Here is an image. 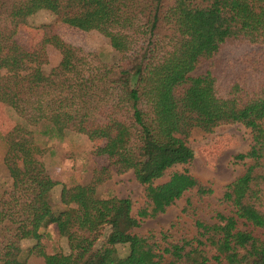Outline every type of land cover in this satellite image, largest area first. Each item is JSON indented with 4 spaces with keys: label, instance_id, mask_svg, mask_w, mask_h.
Listing matches in <instances>:
<instances>
[{
    "label": "trees",
    "instance_id": "16d2710c",
    "mask_svg": "<svg viewBox=\"0 0 264 264\" xmlns=\"http://www.w3.org/2000/svg\"><path fill=\"white\" fill-rule=\"evenodd\" d=\"M39 11L95 33L116 60L103 63L46 29L23 49L15 32ZM50 49L59 59L44 71ZM216 56L227 72L221 90L211 71ZM202 63L204 74L191 76ZM0 104L17 119L1 138L8 187L0 194V264H27L33 255L43 264H264V0H0ZM230 124L248 131L249 144L233 158L246 160L242 173L222 188L227 213L205 223L186 199L181 213L194 236L135 234L184 193L211 194L185 168L154 182L193 160L190 136ZM34 131L100 141L91 154L103 163L85 184L54 182L40 161L51 151ZM112 171L131 172L141 186L135 217L128 198L98 195ZM58 184L59 203L78 206L51 219ZM50 224L67 254L44 252Z\"/></svg>",
    "mask_w": 264,
    "mask_h": 264
},
{
    "label": "rangeland",
    "instance_id": "374dc122",
    "mask_svg": "<svg viewBox=\"0 0 264 264\" xmlns=\"http://www.w3.org/2000/svg\"><path fill=\"white\" fill-rule=\"evenodd\" d=\"M44 29L56 34L64 42L85 53L98 55L103 63H113L116 60V56L111 53L101 37L95 33H82L63 26L56 21L53 15L45 11H39L28 17L25 23L17 28L14 40L23 49L31 50L40 39ZM229 48H226L222 54L229 55L227 51ZM58 59L56 52L50 49L48 51V66L44 68V71L56 65ZM216 60V67H213L211 71L216 79L215 85L221 90L225 85L227 72H224L225 68L220 67L219 56H216ZM206 67L207 64L202 63L190 75H203ZM16 121L12 112L0 104V194L8 187L7 174L2 166L4 144L1 138ZM38 132H33L34 138L39 143L45 144L51 151V155L45 153L41 156L40 161L43 162L46 172L54 182L66 185L85 184L90 178L92 167L94 165L101 166L103 163L101 159L91 154L100 145V141L91 142L70 135L62 140L47 139ZM248 137V131L240 124L224 125L215 128L209 134L190 136L186 143L193 152V160L186 166L175 165L168 169L160 179L154 182V185L166 181L171 172L181 171L185 168L192 177L209 187L211 194L198 198L194 191H188L163 214L154 219L143 220L133 232L138 235L166 232L175 237L191 238L195 234L191 219L181 213L186 199L192 207L191 210L205 223L211 224L212 217L216 212L226 214L227 210L220 203L222 188L242 173L246 160L237 162L233 158L235 155L244 154L247 151ZM59 184L55 187L50 200L51 214L49 217L51 219L59 211L73 214L78 206L75 200L66 206L59 203ZM97 193L101 197L111 195L116 198H128L131 203L130 214L133 217L144 202L142 188L134 181L131 172L117 175L112 171L110 180L101 186ZM44 234L41 245L45 253H50L51 248L58 249L64 255L68 253L66 240L57 236L54 225H48ZM27 264H43V260L41 257L33 255L29 257Z\"/></svg>",
    "mask_w": 264,
    "mask_h": 264
},
{
    "label": "crops",
    "instance_id": "0c3cea01",
    "mask_svg": "<svg viewBox=\"0 0 264 264\" xmlns=\"http://www.w3.org/2000/svg\"><path fill=\"white\" fill-rule=\"evenodd\" d=\"M55 189V188H54Z\"/></svg>",
    "mask_w": 264,
    "mask_h": 264
}]
</instances>
